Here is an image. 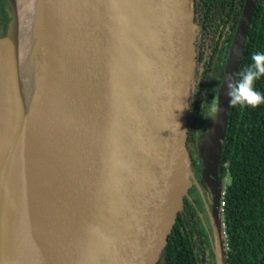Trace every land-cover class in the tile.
Segmentation results:
<instances>
[{
  "label": "water",
  "instance_id": "1",
  "mask_svg": "<svg viewBox=\"0 0 264 264\" xmlns=\"http://www.w3.org/2000/svg\"><path fill=\"white\" fill-rule=\"evenodd\" d=\"M30 1L29 16L37 19L42 5L49 26L41 57L52 63L44 187L52 223L36 250L17 72L22 24L14 10L9 35L0 39V264H159L185 195L200 187L188 149L198 59L194 0ZM257 1H246L201 147L209 183L208 173L221 164L228 84L238 80ZM215 218L216 261L227 264Z\"/></svg>",
  "mask_w": 264,
  "mask_h": 264
},
{
  "label": "trees",
  "instance_id": "2",
  "mask_svg": "<svg viewBox=\"0 0 264 264\" xmlns=\"http://www.w3.org/2000/svg\"><path fill=\"white\" fill-rule=\"evenodd\" d=\"M256 52H264V0L257 1L239 73ZM254 87L264 95V77ZM220 162L226 263L264 264V104L255 109L231 106ZM194 238L181 230L170 236L166 264H199V236L192 242Z\"/></svg>",
  "mask_w": 264,
  "mask_h": 264
},
{
  "label": "flooded vegetation",
  "instance_id": "3",
  "mask_svg": "<svg viewBox=\"0 0 264 264\" xmlns=\"http://www.w3.org/2000/svg\"><path fill=\"white\" fill-rule=\"evenodd\" d=\"M246 1L194 0L195 23L198 34L196 41L198 59L196 86L191 97L188 149L192 161V171L200 189L197 184H193L188 194L185 195L184 208L178 215L176 232L181 230L191 236L195 235L192 242L195 241L196 236L197 238L199 236L196 240L198 247L196 251L201 253L199 259H202L201 261L198 260L199 264H217L216 238L212 219L216 216L217 229L222 235L221 194L224 187V179L221 177V164L218 170L215 169L212 171L213 173H208L213 182L209 183L203 178L204 158L201 156V145L203 144L201 138L205 133H208V128L205 125L210 116L214 115L218 103L219 91L216 89V85L223 82ZM7 23L6 16L1 9L0 25L2 29L6 28ZM2 34L1 36H4ZM219 78L221 79L217 81ZM200 122L205 123L203 133H200ZM167 258L168 256L165 254L159 264H166Z\"/></svg>",
  "mask_w": 264,
  "mask_h": 264
},
{
  "label": "bare ground",
  "instance_id": "4",
  "mask_svg": "<svg viewBox=\"0 0 264 264\" xmlns=\"http://www.w3.org/2000/svg\"><path fill=\"white\" fill-rule=\"evenodd\" d=\"M33 19V21H32ZM20 46L17 72L21 93L26 104L25 112V163L27 189V216L29 241L39 251L46 235V204L44 187L51 168L52 143L48 123L50 119L49 104L51 101L49 71L51 58L43 54L48 41L49 26L41 5L39 13L21 18ZM43 65L46 76L43 78L42 93L39 95V81ZM50 215V214H48ZM51 216V215H50Z\"/></svg>",
  "mask_w": 264,
  "mask_h": 264
},
{
  "label": "clouds",
  "instance_id": "5",
  "mask_svg": "<svg viewBox=\"0 0 264 264\" xmlns=\"http://www.w3.org/2000/svg\"><path fill=\"white\" fill-rule=\"evenodd\" d=\"M260 77H264V52L252 54L248 68L239 73V79L235 83L228 84L230 105L255 109L264 104V95L254 87L255 81Z\"/></svg>",
  "mask_w": 264,
  "mask_h": 264
},
{
  "label": "rangeland",
  "instance_id": "6",
  "mask_svg": "<svg viewBox=\"0 0 264 264\" xmlns=\"http://www.w3.org/2000/svg\"><path fill=\"white\" fill-rule=\"evenodd\" d=\"M33 4L34 3L32 1H30V0L29 1H26V0H0V11H1V9H3L4 15L6 16V20L8 22L5 29H2V26L0 25V36H1L2 32L4 31L3 34H2L4 36H1V39L6 38L9 35L10 27H11V24H12V22L14 20L13 11L14 10H18V13H20V18L28 17L35 10ZM220 79L221 78H219L217 81H219ZM195 84H196V82H195ZM221 84L222 83H219V84L216 85V89H218V91L220 90ZM195 86L196 85H194V87ZM213 116L214 115L210 116V119L208 120L206 125H205V123L200 122V125H199L200 133L201 132L203 133L204 125L206 126V128L209 127L210 122L213 119ZM206 137H207V133H205L202 136V138H201V141H203V144L201 145L202 147L204 146ZM199 189H200V187H199Z\"/></svg>",
  "mask_w": 264,
  "mask_h": 264
},
{
  "label": "built area",
  "instance_id": "7",
  "mask_svg": "<svg viewBox=\"0 0 264 264\" xmlns=\"http://www.w3.org/2000/svg\"><path fill=\"white\" fill-rule=\"evenodd\" d=\"M224 196H225V191L223 192V195H222V200H223V198H224ZM223 201L221 202V206H223ZM223 211V210H222ZM222 224H223V232H224V235H225V237L227 236L226 235V223H225V220L223 219V222H222Z\"/></svg>",
  "mask_w": 264,
  "mask_h": 264
}]
</instances>
